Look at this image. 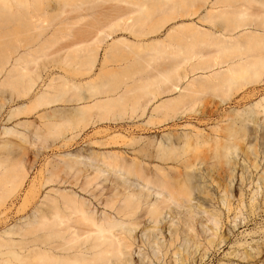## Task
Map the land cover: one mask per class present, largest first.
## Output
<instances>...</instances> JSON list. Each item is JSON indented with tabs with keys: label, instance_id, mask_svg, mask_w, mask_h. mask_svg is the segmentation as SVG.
<instances>
[{
	"label": "bare ground",
	"instance_id": "obj_1",
	"mask_svg": "<svg viewBox=\"0 0 264 264\" xmlns=\"http://www.w3.org/2000/svg\"><path fill=\"white\" fill-rule=\"evenodd\" d=\"M46 1L48 0H0V29L2 30L4 14L7 12L32 19L34 12L44 7ZM66 1L68 0L64 1V5L61 4L63 12H66L64 11L67 7ZM101 1L111 2V9L120 14L111 19L106 27L113 28L121 22L126 26L137 25L135 33L139 36H148L155 32L156 24L176 20L182 15L192 16L193 14L189 12L205 0H140L136 3L130 0H95L89 2L92 3L89 6L84 7L80 2L74 7L78 9L96 7ZM230 1L212 0V12L208 11L207 14L219 13V17L226 15L230 24L234 25L232 29L252 27L257 30L255 34L246 36L247 43L240 42L244 46L239 48L238 43H230L231 41L222 37L225 33L219 35L216 32L207 33L201 30L195 33L184 32L185 28L180 26L182 24L176 25L175 27L180 26V28H174L171 30L172 33H168L169 37L181 43V51L185 55L184 62L195 59L190 69L192 72L211 71L212 75L209 78H194L186 85L182 84L186 78L185 74H174V70H165L157 74L133 78L132 84L125 83L124 86H119L120 72L108 73L107 81L93 82L90 84L89 93L83 95L72 92L73 86L77 87L78 84L64 76L55 89H52V85L39 89L41 87L37 78L39 73L37 69H35L36 73L31 71L32 67L39 65V61L32 55V51L12 56L20 48L15 45L7 48L10 52L1 54L0 90L7 88L11 94L7 100L3 99L0 112L7 103L8 105L13 103V108L4 116L5 123L14 121L22 114L36 115L41 109L60 103L61 105L80 103L81 100L89 98L104 99L78 108L64 107L46 111L42 114V118L46 119L43 126L31 121H21L11 127H0V209H7L9 200L23 190L30 170L42 156L47 167V174L39 183L32 181L31 185L23 190L21 204L14 214L23 213L27 209L31 213L20 216L19 220L15 219L12 226V223L8 222V217L4 218V222H0V264H202L205 258L210 256L217 242L215 238L220 236L219 232L215 231L216 233L201 239L204 232L200 235L198 220L196 221L195 217L199 211H202L204 215L207 214V221L219 227L223 209L222 211L218 209L219 212L211 204V201L214 202L219 195L217 193L215 195L212 189L207 193L209 184L204 190V186H207L205 183L208 182L206 178L208 179V176L212 180L216 178L213 177L215 173L207 175L210 172H205V169L210 171L209 166L212 167L213 162L218 159L222 160V163L225 161L223 164L227 170H222L225 175L219 173L221 174L219 179L223 180L221 183L223 190L221 186L218 187H221L224 195L217 199L220 198L219 203L222 207H226L228 212L236 209L237 205L239 207V204L243 205L240 207H245L243 197L249 189L244 193L248 186L246 172L243 171L238 178L235 166L240 163H237L236 159L233 161V155L238 149L244 151V155L247 154V151L241 147L240 140L233 135L239 119L230 118L225 125L217 124L213 135L197 127L190 132L178 134L170 132L161 135L157 130L160 131L172 119L187 115L194 105L193 101L188 104L193 88H210L208 80L215 79L218 85L230 87L234 85L237 77L248 84L264 73V45L261 47V41L264 39V10L259 9L256 14L248 13L251 3L259 2L263 5L264 1L240 0L244 3L238 6L232 4L236 9L227 12L226 5L229 4L230 7L232 3ZM122 2L127 3L126 10L120 4ZM131 3L137 5L138 9L137 7L136 10L131 9ZM145 7L149 10L145 11L143 9ZM136 12L138 16L134 17ZM205 18L212 21L216 16L205 15ZM1 30L0 34L7 35ZM175 31L178 32L175 34ZM103 34L111 33L102 28L98 30L95 43L80 42L75 45L74 53H85L84 65L88 71H92L96 65L98 43L101 39L104 40ZM205 41L215 45L217 50L198 52L196 50L198 42L205 43ZM160 43L165 45L164 42ZM231 49L239 50L243 55L237 61L229 63L227 67L217 61L212 53L216 52L221 57ZM154 51L156 54L164 52L160 47ZM110 54V57L107 53L104 55L101 69L105 68L108 59L114 57L116 49H112ZM73 60L74 57L69 53H64L52 58L50 62H55L59 67H69L73 64ZM137 63L142 65L141 70L143 64H146V67L153 66L145 56ZM174 63L177 61L175 60ZM132 68L133 66H127L123 72H130ZM234 75L238 76L234 77ZM166 83L170 84L166 86L164 85ZM165 93L174 94L175 97L167 101H156L159 95ZM19 99L22 101L18 102ZM155 101L151 116L144 124V129H155V131L152 130L151 136L146 140L118 134L95 139L94 145L102 146L101 151L67 149L55 153L54 157L45 156L49 153L53 156L57 147L64 149L70 148L71 144L72 146L78 144L83 128L78 129L75 118L80 117L81 114L91 111L92 124L109 123L117 127L121 123L125 125L136 117L145 116L148 107ZM260 113L261 111H257V114ZM237 114L240 115L239 112ZM125 131H128L129 135L140 133L130 128H125ZM46 134L52 140H49ZM44 135L47 138L41 137ZM32 138L41 139L40 143L32 142ZM27 142L30 144L29 148L31 147L30 152H27L23 146V143ZM120 144L131 146L138 153L129 156L123 151L114 150ZM219 161L214 162L218 165L212 170L220 168L218 166L222 164L221 162L219 164ZM203 164H207L208 167H205L202 173L199 170ZM252 165L257 167L256 162ZM194 168H197L199 173ZM192 169L195 171L192 172ZM52 184L63 187L52 189V193L44 194L43 191L37 200L40 188ZM201 184L205 185L202 187ZM76 188L80 192L76 191ZM86 195H89V198ZM253 195L250 200L252 204L256 203V192ZM42 196L43 200H39ZM194 200L197 201L196 204H192L195 203ZM236 203L238 204L235 206ZM255 206L257 207L256 204ZM224 236L220 238L221 240L216 238L218 242L222 241L220 243L223 245L228 239ZM220 243L218 246L221 245ZM247 244L250 246L248 241H243L239 246L243 247ZM135 245L139 246L138 249ZM143 246L144 248L146 246V249L148 246L150 252H147L148 249L145 250ZM258 246L257 248L250 246L251 249L247 247L243 251L236 249V252H230V255L242 263L245 261L246 264H264V245ZM133 247L136 251H133ZM126 254L132 255L131 262L125 257ZM133 254H137L135 259ZM229 264H235L231 257Z\"/></svg>",
	"mask_w": 264,
	"mask_h": 264
},
{
	"label": "rangeland",
	"instance_id": "obj_2",
	"mask_svg": "<svg viewBox=\"0 0 264 264\" xmlns=\"http://www.w3.org/2000/svg\"><path fill=\"white\" fill-rule=\"evenodd\" d=\"M64 1L65 0L46 1L44 7H37L38 10L34 12V18L32 16V19L26 18L25 16L20 14L14 15V13L12 12H7L6 14H4V24L2 30H0L1 32L3 31L7 35H4L2 33L0 34L2 35L0 36V56L1 54L10 52L7 51V48L15 45L19 46L20 48H18V52L14 53L12 56H15L18 53L32 51V55L38 58L37 61H39V65L36 64L37 66L35 68H31V71L35 72V69H37V72L39 73V76L37 77L38 83L41 86L39 89H44L48 85H52V89H55L57 84L62 80L64 76L67 77L68 80H71L72 82L78 84L77 87L73 86L71 91L83 95L85 93H89L91 89L90 84H92L93 82L107 81L108 77L106 75H108V73L114 74L120 72L118 80L119 86H124L125 83H128L129 85L132 84L133 78L157 74L165 70H174V74H185L186 78L184 79L182 84L186 85L194 78L203 77V79H207L212 74L209 70H198L194 72L190 70L192 63L195 62V59H191L190 61L184 62L185 55L181 51V43L176 40H173L171 37L168 36V33L171 32V30H173L174 28L178 29L180 28V26H182L183 28H185L184 32L187 33H195L197 30H201L207 33L216 32L219 35L221 33H225L222 37L227 38L228 41H231L230 43H238L239 48L244 46L241 45L240 42H243L244 44L247 43V35L255 34V32L257 31L254 30L252 27H239L236 29H232V26L234 25L230 24V21L229 19H227L226 15H222V17H219V13L207 14L208 11L212 12V0H202V4L198 3V6L194 7L195 9H192V11L189 10L191 12H189V14H193L192 16L182 15V17H178L176 20L156 24L157 27L155 32L150 33L148 36H139L137 33H135L137 25L133 26L130 24V26H126L124 23L121 22L119 25H114L113 28L106 27V24L111 19L116 18L120 15L119 13H116L111 9V2L101 1L97 3L96 7L78 9L74 7L76 3L78 4L81 2L84 4L83 6L85 7L91 5L92 3L89 2H93L95 0H68L66 1L67 7H65L66 9L64 10L66 12H63L61 6L64 5ZM130 1L136 3L140 0ZM230 2V7L229 4L226 3L228 4L226 5L228 6L227 12H232L236 9L235 6H232V4L238 6L244 3H242L240 0H231ZM120 4L124 8V10L127 9V3L125 4V2H122ZM131 4V9H135L137 7V5ZM222 4L224 5V3ZM247 4L249 5V3ZM260 4L259 2L251 3L249 5L250 9L248 10V13L256 14L259 9H262L263 11L264 4ZM219 6L224 9L222 5ZM143 9L145 11L149 10L148 7H145ZM205 15H208L209 17L211 15H215L216 18L211 21L209 18H205ZM136 16H138L137 12L134 13V17ZM159 21L160 19H158V22ZM176 25L180 26L175 27ZM150 26L153 27V25H149V27ZM102 28L107 29L111 34H103L102 37H104V40L101 39V42L98 43L99 49L96 56V65L92 71H88L86 66L84 65L85 57L83 55L85 53L76 54L73 51L74 48H76L75 45L77 43H95L96 41H94V39L97 36L98 30H102ZM8 31L9 33H6ZM177 32L178 31H175V34ZM36 35L38 36L36 37ZM34 37L36 38L33 39ZM160 42H164L165 45H162ZM263 45L264 39H262L261 41V47ZM159 47L162 48L164 52L161 54H156L154 50ZM112 49H116V54L113 58L108 59L104 68L105 70L101 69V64L103 62L104 55L107 53L110 57V52ZM196 50L198 52H207L208 50H217V47L215 45H210L207 41H205V43L198 42ZM148 52L150 54H148ZM64 53H69L70 56L74 57V60L72 61L73 64H71V66L59 67L55 62H50L52 58ZM212 53L217 58V61H220L221 64L226 67L229 63L237 61L238 58L243 55L241 54V51H236L234 49L227 50L226 54L222 55L221 57L220 54L218 56L216 52ZM144 56L148 60H150L153 66L149 67V65H147L146 67V64H143V69L141 70L140 67H142V65H138L137 62L140 60L141 57ZM175 60L177 61V63H174ZM7 66H9V64ZM127 66H133V68L130 72L124 73L123 70ZM236 76L238 75H234V77ZM208 83L210 86V88L208 89H204L201 87L193 88V93L188 98V104L190 101H193L194 105L193 107H191V111L187 112V115H184L183 118L176 117L175 119H172L168 125L160 129V131H157L160 132L161 135L170 132L178 134L183 132H190L192 129L197 127L198 129L204 130L208 133H212L213 135L217 124L225 125L227 124L230 118L237 120L239 119V124L236 125L233 131V135L240 140L241 147L244 148L245 151H247V154L244 155V151L242 152L241 149H238L237 152H235V154L233 155V161H235L236 159V162L240 163L235 166V173L238 175V178H240L241 173L243 171L246 172L245 175L248 186L247 188H245L244 193L246 192V189H249L247 190L248 192H246L247 194L245 193L246 196L244 194L243 197L245 207H240L243 206L241 204H239L238 207V203H236L235 206L237 205V208L233 209L235 210V212L233 210L228 212L226 210V207L223 206L225 208L224 209L222 207V204L219 203L220 198L219 200L217 198L223 194V186L221 185V183H223V180L221 181V179H219L221 176V174L219 175V173L225 175L222 170H227V168L223 164L225 161L223 160L224 162L222 163V160L219 161L218 159L214 162L216 163L217 161H219V164L221 162L222 165L218 166L220 168L215 169V171L212 170L218 165V163L215 164L213 162V164L207 163L208 165L212 164V167L209 166V168H211L210 171L207 170V168L205 169V172H210L207 173V175H214L215 173V175L217 176L214 175L213 177H216L217 181L216 178H213L214 182H212V178L208 176L209 180L206 178L208 182L205 183L207 184V186L205 184L203 185H205L204 190H206L205 187L208 188L209 184V188L208 190H206L207 193L210 192L212 189L215 192V195H219L216 196L214 202L213 200L211 201V204L214 205L213 207H216L217 211H222L223 209V213H221V215L223 214V217L220 215V226L218 225L219 227H216L213 223L207 221V214H205V216L202 211L198 212V209L196 210V212H198L197 215L199 219L196 215L195 220H198L196 221L198 222V230L200 229V235L202 234V232L205 233L201 235V239L209 237L211 233L213 234L216 231L219 232L220 235L219 237H216L218 240H221L220 238H222V236L224 235V237L230 240L228 241L227 239V241L224 242L226 244L223 245L220 243L222 241L218 242V240L215 238L217 242H214L216 246L214 245V248H212V255H208V258L206 257L207 260L205 258L202 264H229L230 257L233 261H235V264H246L244 263L245 261H243L242 263V261L238 260L237 258L235 259L234 256L230 255V252H236V249L237 251L239 249L243 251V249L245 250L247 247L248 249H251L252 246L256 247L260 245L261 247L262 245H264V112H262L264 106V73L258 78H256L255 81H252L248 84L243 83V80L238 77L234 80V85L230 87H226L222 84L218 85V81L215 79L211 81L208 80ZM169 84L170 83H166L164 85L168 86ZM10 94L11 91L7 88L0 90V105L4 102L3 99L6 98L7 100V98L10 97ZM173 97H175L174 94L170 95L169 93H165L159 95L156 101H167ZM101 99L104 98H89L87 100H81L80 103L72 102L70 104H56L49 108L41 109L36 115L22 114L10 123H5L3 121L4 116L9 112L11 108H13V103H10L9 105L7 103L1 109L0 112V127H11L21 121H31L43 126L46 122V119L42 118V114L46 111H53L54 109H62L64 107L70 109L78 108L80 106L90 105ZM21 101L22 99L18 100V102ZM156 101L150 104V106L148 107V113L145 116L136 117L135 119L129 120L127 123L125 122V125L121 123L117 127H114L109 123L92 124L93 112L90 111L89 113H83L80 117L75 118V121L79 126L78 129L83 128L80 132L79 137L81 138L78 144H75L73 146L71 144L70 148L67 147L64 149H62L61 147H57L54 149L53 156L51 155V153H49L48 155L45 154V156L54 157L55 153L62 152L67 149H94L101 151L103 150V147L94 145L96 144L94 143L95 139L97 140L118 134H122L128 138L136 137L146 140L149 136H151V131H155V129H144V124L149 120L151 116L152 106L153 104H156ZM257 111H261V113L257 114ZM237 112H239L240 115H238ZM173 114L174 112H172V115ZM86 123L87 126H85ZM125 128H130L132 130L135 129L140 133H133L129 135L128 131H125ZM120 129L124 130L121 131ZM98 132H100V134ZM46 135L48 136V134ZM46 135L41 137L44 138ZM48 139L52 140L49 138V136ZM40 140L41 139L36 138L31 139L32 142L35 141L37 142V144L40 143ZM29 145V142L23 143V146L26 148L27 152L31 151V147L29 148ZM114 150L123 151L129 156H133L135 153H138L137 151H134L131 146L125 144H120L119 147L115 148ZM254 162L257 163V167H253L252 164ZM207 164H203L204 167L203 165H201L202 169L200 168L199 171L203 173L204 168L208 167ZM223 166L224 168L222 169ZM226 166L228 167L227 163ZM194 169H192L191 171L193 172ZM199 171L197 173H199ZM45 174H47V167L46 161L42 156L37 161L36 165L30 170L26 185H24L22 189L26 190L31 185L32 181L35 183H39ZM250 179L253 181H251ZM249 181H251V183ZM224 184L226 185V183ZM203 185L201 184L202 187ZM59 186L63 187V185L52 184L50 186H47L46 188H40L36 199L38 200V198L42 195L43 191L45 194V192H51L52 189L56 190ZM219 186L222 187H220L222 190L218 188ZM23 190H21V192H19L15 197L9 200L7 204V209H0V222H4V218L8 217V222L12 223V226L15 223L13 221H16L15 219L19 220L20 216H27L31 213V211L27 209L23 213L14 214L21 204V199L23 198L24 194ZM75 190L80 192V190H78L77 188ZM255 192L256 203L252 204L250 203V200L254 196L253 193ZM86 197L89 198V195H86ZM208 197L209 196H207V198ZM39 200H43V196ZM194 201L195 203L193 202L192 204L197 203L196 200ZM255 204L257 205V207L255 206ZM240 208L243 211L239 210ZM236 210H239L241 212H237ZM235 214L237 215V218ZM234 221L236 222V224ZM206 223H208V225ZM238 223L241 227L237 226L239 225ZM200 225H202L203 228L200 227ZM233 227L235 228L233 229ZM224 232L227 233L221 236V234H223ZM249 232L252 233L248 236L247 234H249ZM238 241H248L251 247L247 244V246H243V248L239 246L240 242ZM258 241L260 243H263L260 244ZM256 242L258 243L255 244ZM219 243L221 245L218 246ZM137 246L138 245H135L136 249H138ZM238 246L240 247L239 249ZM136 249L134 248L133 251H136ZM144 249H148L147 252H150L148 246L147 249L146 246ZM126 255L127 256L125 257L129 259L128 261L131 262L132 255ZM135 257H137V254L134 255L133 259H135Z\"/></svg>",
	"mask_w": 264,
	"mask_h": 264
}]
</instances>
